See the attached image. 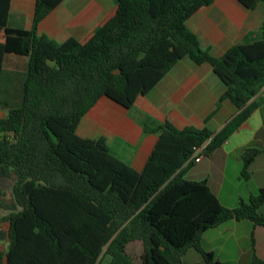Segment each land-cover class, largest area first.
Segmentation results:
<instances>
[{"label": "trees", "instance_id": "1", "mask_svg": "<svg viewBox=\"0 0 264 264\" xmlns=\"http://www.w3.org/2000/svg\"><path fill=\"white\" fill-rule=\"evenodd\" d=\"M64 1L37 0L25 28L10 23L12 0H0V107L9 111L0 117V178L14 180L11 201L0 196L10 222L9 233L0 232L10 239L0 264H137L127 249L138 240L143 264H185L193 248L222 264L204 248L205 233L231 220L264 227V188L233 208L207 180L187 174L197 147L204 155L221 149L264 103V27L218 57L188 26L215 0H117L87 41L59 43L39 28ZM240 1L250 9L264 2ZM8 54L29 57L18 103L1 97ZM187 56L226 82L217 107L230 99L239 108L220 131L172 121L151 129L159 140L143 170L115 155L106 137L78 132L103 97L130 108ZM261 152L243 148L245 177Z\"/></svg>", "mask_w": 264, "mask_h": 264}, {"label": "crops", "instance_id": "2", "mask_svg": "<svg viewBox=\"0 0 264 264\" xmlns=\"http://www.w3.org/2000/svg\"><path fill=\"white\" fill-rule=\"evenodd\" d=\"M36 5L37 0H12L10 23L14 16L18 20L27 15L32 17V23L25 28H31ZM116 8L117 0H65L41 23L39 33L59 43L70 37L84 42L115 13ZM188 26L198 34L204 48L221 57L234 45L246 43L262 34L264 2L250 9L240 0H215L212 5L197 11L189 19ZM10 55L12 66L9 74L13 75L22 58L20 55ZM226 90V82L211 64H198L187 56L130 108L107 96L103 97L84 117L78 132L85 137H106L115 155L136 169L143 170L159 140V134L151 129L172 121L180 128L208 126L216 132L220 131L239 112L230 99L217 107ZM0 108V117L9 114L7 109ZM147 120H152L153 125L147 124ZM249 144L262 150L251 167L252 176L248 185L253 183L254 187L231 194L227 188L230 172L233 170L235 178L242 181L243 148ZM115 148L116 153L113 151ZM196 163L202 165L203 173L190 175L189 170L187 177L207 180L226 206L237 207L242 200H249L256 194V190L264 188V103L221 149L211 155H203L202 160ZM224 194L226 199L223 198ZM261 212L264 214V205ZM5 215V211L0 213V221H7ZM231 240H236L239 246L241 240H250L252 249L260 251L264 259V227L250 220H231L209 229L204 235L203 246L225 264L213 244L221 242L225 248ZM9 245L8 237L0 239L1 251L7 250ZM198 264L204 263L200 259Z\"/></svg>", "mask_w": 264, "mask_h": 264}, {"label": "rangeland", "instance_id": "3", "mask_svg": "<svg viewBox=\"0 0 264 264\" xmlns=\"http://www.w3.org/2000/svg\"><path fill=\"white\" fill-rule=\"evenodd\" d=\"M15 17V16H14ZM12 18L11 23L16 26L20 27H28L32 23V17L24 15L21 17V19L15 20V18ZM12 55L8 54L6 58V69H4V75H3V82H2V88H1V97L3 99H8L12 103H18L19 102V96L22 94V81L26 75L27 72V64L29 62V57L20 55L21 62L18 64V69L16 72H14L13 75L9 74V69L12 66ZM26 60V61H25ZM2 109L0 108V114ZM147 124L153 125L152 120H147ZM113 151L116 153V148L113 149ZM190 175H193L195 173H203L204 170L202 168V165L195 163L192 168L190 169ZM216 171V170H215ZM194 176H191L189 178H193ZM241 178L242 181H238L235 178V174L233 170L230 172L229 179H228V192L231 194H235L237 192H244L246 190H249V187H254L252 184L248 185L250 178H247L243 175V169L241 172ZM13 183L14 180L12 179H3L0 178V196L7 202L11 201L12 198V189H13ZM214 185H216L215 182H213ZM217 189V188H216ZM259 193L258 190H256V194ZM227 195L229 193H226ZM226 194H224L223 198L226 199ZM1 213H4L2 211ZM221 242H216L213 244L215 248L217 249L218 256L222 257V259L226 262L225 264H255V256L261 257V252L252 249V244L250 240H241L240 246L236 240H231L230 244L226 246L225 248L221 246ZM222 250H221V248ZM128 252L134 257L135 262L137 264H143L142 260V254L144 253V243L143 241H134L131 242L128 245ZM202 260L204 264H208L202 255L200 251L197 249H191L186 255H185V264H198L199 260Z\"/></svg>", "mask_w": 264, "mask_h": 264}, {"label": "built area", "instance_id": "4", "mask_svg": "<svg viewBox=\"0 0 264 264\" xmlns=\"http://www.w3.org/2000/svg\"><path fill=\"white\" fill-rule=\"evenodd\" d=\"M204 155V146L197 147L196 153L194 155L195 161L199 162L202 160V156ZM10 230V222L9 221H0V232L9 233Z\"/></svg>", "mask_w": 264, "mask_h": 264}]
</instances>
